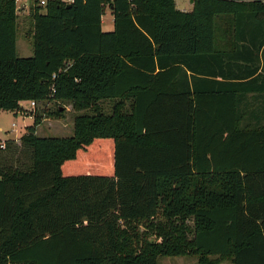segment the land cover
<instances>
[{
    "label": "trees",
    "instance_id": "obj_1",
    "mask_svg": "<svg viewBox=\"0 0 264 264\" xmlns=\"http://www.w3.org/2000/svg\"><path fill=\"white\" fill-rule=\"evenodd\" d=\"M34 8V55L18 58L16 5L0 0V112L55 100L94 113L67 138L39 137L35 115L20 139L30 167L0 164V264H264V128L239 112L264 93V0ZM160 212L191 219L192 239L137 236L140 221L161 232Z\"/></svg>",
    "mask_w": 264,
    "mask_h": 264
},
{
    "label": "rangeland",
    "instance_id": "obj_2",
    "mask_svg": "<svg viewBox=\"0 0 264 264\" xmlns=\"http://www.w3.org/2000/svg\"><path fill=\"white\" fill-rule=\"evenodd\" d=\"M193 4L194 0H177V9L189 12L193 9ZM28 5V8L17 12L16 54L18 58H30L34 55L33 17L36 13V9L34 8L36 5L33 1ZM40 13L45 14V10L42 9ZM103 20L105 22L103 30L108 32L109 29L113 28L114 20L112 10L109 8L108 4L105 5ZM21 104L23 108L20 111L21 115L12 111L0 112V140L15 141L10 150H7L6 153H0V164L4 167L11 166L13 168L17 167L26 169L32 164V151L29 148L24 147L20 139L26 134L27 127L34 125L35 115H38V120L40 121V124L37 127V135L39 137L67 138L73 135L74 120L77 116L92 115L94 113L92 102L85 103L79 108H77L73 102L55 100L38 102L37 107L34 109H31L29 101L22 102ZM115 104L116 101H102L101 110L106 114L112 113ZM13 124H15V127H13ZM153 220H155L153 224L162 226V233L158 231L156 232L155 226L150 229V224L147 221L135 222V224H131V226L134 225V227L137 228V236L142 235L143 240H145V238H151V240H153L157 237L158 240H163V238L165 240L173 235H177V233L179 231L181 232V230H184L187 240L192 239L190 228H192L193 223L191 219H172L165 217L162 212H160V215ZM145 222H147L149 226ZM121 228L124 229L129 227L123 221L121 222ZM185 261L198 264L195 257H161L158 260V264H170L171 262L182 263ZM221 264L231 263L229 261H225Z\"/></svg>",
    "mask_w": 264,
    "mask_h": 264
},
{
    "label": "crops",
    "instance_id": "obj_3",
    "mask_svg": "<svg viewBox=\"0 0 264 264\" xmlns=\"http://www.w3.org/2000/svg\"><path fill=\"white\" fill-rule=\"evenodd\" d=\"M176 3H177V0H176ZM102 22H103L102 24V27H103L105 23L103 18H102ZM113 30H114V20H113V28L109 29L108 32H112ZM239 112L242 115V119L240 123L241 128H244L247 126L249 128H257V129L264 128V93H250V94L244 95L239 105ZM19 115L21 114L19 113ZM188 258H194V257H188ZM195 258L197 259V263H198V258L197 257ZM172 264H193V263H190L189 261H185L182 263L178 262V263H172Z\"/></svg>",
    "mask_w": 264,
    "mask_h": 264
},
{
    "label": "built area",
    "instance_id": "obj_4",
    "mask_svg": "<svg viewBox=\"0 0 264 264\" xmlns=\"http://www.w3.org/2000/svg\"><path fill=\"white\" fill-rule=\"evenodd\" d=\"M32 1L35 3L36 6L40 8H45L50 0H14L15 5H16V11L20 12L28 8L29 7L28 4L31 3ZM64 2L68 5H71L74 2V0H64ZM30 107L31 109H34L35 107H37L36 102H33V101L30 102ZM13 127H15V124H13ZM0 143H1L0 148H4L6 142L3 140H0Z\"/></svg>",
    "mask_w": 264,
    "mask_h": 264
},
{
    "label": "water",
    "instance_id": "obj_5",
    "mask_svg": "<svg viewBox=\"0 0 264 264\" xmlns=\"http://www.w3.org/2000/svg\"><path fill=\"white\" fill-rule=\"evenodd\" d=\"M192 3V2H191ZM70 6V5H69Z\"/></svg>",
    "mask_w": 264,
    "mask_h": 264
}]
</instances>
